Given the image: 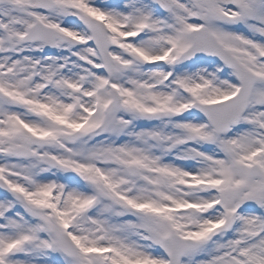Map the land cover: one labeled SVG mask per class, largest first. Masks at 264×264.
<instances>
[{"label": "snow or ice", "instance_id": "1", "mask_svg": "<svg viewBox=\"0 0 264 264\" xmlns=\"http://www.w3.org/2000/svg\"><path fill=\"white\" fill-rule=\"evenodd\" d=\"M0 264H264V0H0Z\"/></svg>", "mask_w": 264, "mask_h": 264}]
</instances>
